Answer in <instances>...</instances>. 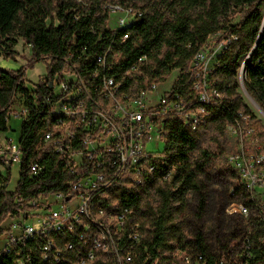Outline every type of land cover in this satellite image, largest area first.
Returning <instances> with one entry per match:
<instances>
[{
    "label": "trees",
    "instance_id": "1",
    "mask_svg": "<svg viewBox=\"0 0 264 264\" xmlns=\"http://www.w3.org/2000/svg\"><path fill=\"white\" fill-rule=\"evenodd\" d=\"M118 1L133 6L138 0ZM140 1L141 16L127 27L112 31L106 28L108 9L100 10V0H92L89 5L76 0H0L3 56L16 54L13 35H18L30 46L32 62H46L45 77L31 89L22 69L0 67V132L9 128L10 107L16 97L25 109L18 134L21 159L13 190L6 189L9 169L6 177L0 175V224L8 215L27 207L28 201L63 190L65 182L84 170L79 167L70 171L67 160L55 154L44 140L48 125L57 119L50 108L60 95L52 93V82L67 63L69 67L74 65L83 78L95 72L97 79L105 73L133 89L165 82L177 69L179 74L166 94L187 96L194 78L190 61L197 49L209 35L218 34L216 42L236 35L237 39L216 56L217 65L208 74L223 94L221 104L210 105L196 129L174 114L164 119L163 152L166 168L174 167L172 177L160 181L156 173L139 186L119 183L109 194L95 199L107 208L131 207L128 221L141 226L147 264H172L176 248L210 254L228 246L244 228L238 216L225 212L232 200L231 184L220 182L222 194H212L207 165L214 153L201 142L208 131L223 134L239 112L255 117L239 91L241 61L245 60V88L264 111V0ZM233 9L238 19L230 23ZM125 33V41L114 45L121 49L118 60H112L111 68L100 69L97 55L113 34L119 37ZM144 55L146 58L138 61ZM89 167L85 165V169ZM31 248L28 264H53L42 259L35 239L14 244L9 252L0 250V264H15V259ZM74 260V252L67 251L60 264H74Z\"/></svg>",
    "mask_w": 264,
    "mask_h": 264
},
{
    "label": "built area",
    "instance_id": "2",
    "mask_svg": "<svg viewBox=\"0 0 264 264\" xmlns=\"http://www.w3.org/2000/svg\"><path fill=\"white\" fill-rule=\"evenodd\" d=\"M105 7L117 14L116 25L111 29L106 26L112 31L127 27L142 14L132 5ZM127 36L113 34L96 57L100 69H109L112 60H118L121 49L114 45ZM217 37L218 34L209 35L194 53L190 61L194 78L187 96L166 94L168 88L157 93V82L133 89L105 73L97 79L95 72L83 78L74 65L69 67L67 63L70 80L63 76L69 74L64 68L52 82V93L60 95L50 108L57 119L48 125L44 140L55 154L67 160L70 171L79 167L84 170L65 182L63 190L32 199L27 207L8 215L1 223L7 224H0V250L9 252L14 244L35 239L42 259L53 264H60L67 251L74 252V264H147L141 226L128 221L132 208H107L95 199L109 194L119 183L139 186L156 173L160 181L172 177L174 167L166 168L164 152L149 150L148 144L155 132L164 141V119L168 114L196 129L208 107L221 104L223 94L213 86L208 74L217 65L216 56L237 36L216 42ZM145 58L139 57L138 61ZM239 69L243 70L241 66ZM55 85L59 86L57 91ZM24 113L25 109L15 114L21 117ZM253 119L239 112V117L225 129L240 138L237 152L229 157L236 181L229 188L232 200L225 212L243 221L242 232L233 239L234 244L210 254L178 247L172 253V264H264V142L256 138ZM20 159L19 142L0 132V167L7 171V164L10 169ZM0 175L4 178L1 172ZM18 200L21 201H15ZM31 253L32 248L17 257L15 264H28Z\"/></svg>",
    "mask_w": 264,
    "mask_h": 264
},
{
    "label": "rangeland",
    "instance_id": "3",
    "mask_svg": "<svg viewBox=\"0 0 264 264\" xmlns=\"http://www.w3.org/2000/svg\"><path fill=\"white\" fill-rule=\"evenodd\" d=\"M80 1L83 5H89V3L92 0H76ZM119 3L118 0H100V10H103L106 8V4H117ZM143 3V1H136L134 3V7L140 6ZM130 5V4H128ZM233 11V12H232ZM230 16L228 17V20L230 23L236 22L238 19V13L236 10H232ZM118 15H120L118 13ZM117 14L110 11L108 12V20L106 22V26L108 28H113L115 24ZM13 39L15 40V44L13 45V49L15 50L16 54L12 57H4L3 54L0 51V67L4 69H11V70H18L22 69L25 74L26 82L28 88H33V84L37 83L41 79L45 77L46 73V62L44 61H34L32 62V55H31V48L30 46L23 41V39L18 35H13ZM216 38H214V41ZM242 63V61H241ZM70 69L65 68V72L69 73ZM179 74L177 69H174L171 71L170 75L167 77L165 82L159 83L157 87V93H160L162 90L169 88L172 81L175 79V77ZM68 80H70V73L63 75ZM61 76L60 78H63ZM75 78V77H72ZM59 78L57 79V81ZM55 81V83H57ZM237 81L239 84V91L242 92V87L245 86L246 81V74L245 71L242 72L240 69L238 70L237 74ZM59 82V81H58ZM59 89L58 85L54 86V91H57ZM244 96L245 102L251 107L253 110L255 117L253 121L251 122V126L255 129V135L259 142H264V116L261 114L250 102L249 100ZM24 107L22 106L19 98L16 97L14 102L12 103L10 107V119L8 120V130L6 132H3L8 138L13 139L14 142L18 141V134L20 130V123H21V117L17 116L15 113L21 112ZM240 143V138L238 135L231 131L225 130L223 134H217L212 131H208L204 137V139L201 142V145L203 147L208 148L211 150L214 155L209 160L207 165V170L210 174V189L212 190V194H222L223 188L220 185V182L223 183H230L232 185L235 184L236 178H235V171H234V165L233 161L229 158L232 154L236 153L238 150V144ZM149 150H152L154 152H163L164 151V141L160 140L158 137V133H154V139L148 144ZM18 170H19V163H14L12 167L9 169V180L6 184L7 190H13L15 183L17 181L18 177ZM0 172L4 177L7 176L6 169L0 167ZM33 222H36V220H32ZM31 222V221H30ZM32 223V222H31ZM7 224V221L5 223L1 224L2 226H5ZM235 241L232 240L230 244H234Z\"/></svg>",
    "mask_w": 264,
    "mask_h": 264
},
{
    "label": "water",
    "instance_id": "4",
    "mask_svg": "<svg viewBox=\"0 0 264 264\" xmlns=\"http://www.w3.org/2000/svg\"><path fill=\"white\" fill-rule=\"evenodd\" d=\"M245 61V60H244ZM244 61L241 64L242 69L244 70ZM242 92L245 95V97L249 100V102L264 116V111L260 107V105L248 94L245 86L242 87ZM6 168L9 169V165H6Z\"/></svg>",
    "mask_w": 264,
    "mask_h": 264
},
{
    "label": "bare ground",
    "instance_id": "5",
    "mask_svg": "<svg viewBox=\"0 0 264 264\" xmlns=\"http://www.w3.org/2000/svg\"><path fill=\"white\" fill-rule=\"evenodd\" d=\"M243 71H244V70L241 71V74H242Z\"/></svg>",
    "mask_w": 264,
    "mask_h": 264
},
{
    "label": "crops",
    "instance_id": "6",
    "mask_svg": "<svg viewBox=\"0 0 264 264\" xmlns=\"http://www.w3.org/2000/svg\"><path fill=\"white\" fill-rule=\"evenodd\" d=\"M3 133V132H2ZM4 134V133H3ZM5 135V134H4ZM6 136V135H5Z\"/></svg>",
    "mask_w": 264,
    "mask_h": 264
}]
</instances>
